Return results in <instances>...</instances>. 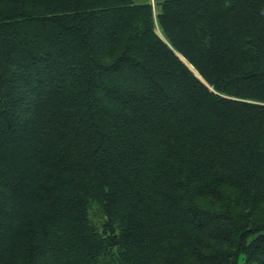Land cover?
<instances>
[{
	"label": "trees",
	"instance_id": "obj_1",
	"mask_svg": "<svg viewBox=\"0 0 264 264\" xmlns=\"http://www.w3.org/2000/svg\"><path fill=\"white\" fill-rule=\"evenodd\" d=\"M0 264H264V0H0Z\"/></svg>",
	"mask_w": 264,
	"mask_h": 264
},
{
	"label": "water",
	"instance_id": "obj_2",
	"mask_svg": "<svg viewBox=\"0 0 264 264\" xmlns=\"http://www.w3.org/2000/svg\"><path fill=\"white\" fill-rule=\"evenodd\" d=\"M183 61H185L184 59H182ZM186 62V61H185ZM192 69V67H190ZM196 73V72H195ZM197 74V73H196ZM198 75V74H197Z\"/></svg>",
	"mask_w": 264,
	"mask_h": 264
}]
</instances>
